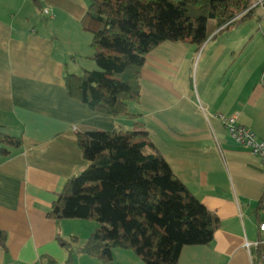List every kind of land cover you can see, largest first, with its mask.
<instances>
[{
	"label": "crops",
	"instance_id": "crops-1",
	"mask_svg": "<svg viewBox=\"0 0 264 264\" xmlns=\"http://www.w3.org/2000/svg\"><path fill=\"white\" fill-rule=\"evenodd\" d=\"M0 0V133L21 138L0 156V264H65L98 227L93 221L49 219L67 180L87 165L76 135L89 129L130 130L140 121L173 174L219 221L207 246H187L176 264H264V172L214 114L236 115L264 141V0L200 48L165 42L140 72L137 119L100 115L69 98L64 75L93 70L92 36L81 28L86 0ZM47 8L52 17L42 14ZM198 104L208 116L198 111ZM74 239V240H72ZM262 263H255L256 243ZM248 245V247H246ZM67 264H104L72 254ZM111 264H144L129 250Z\"/></svg>",
	"mask_w": 264,
	"mask_h": 264
},
{
	"label": "trees",
	"instance_id": "trees-1",
	"mask_svg": "<svg viewBox=\"0 0 264 264\" xmlns=\"http://www.w3.org/2000/svg\"><path fill=\"white\" fill-rule=\"evenodd\" d=\"M253 1L86 0L80 24L92 36L95 69L64 75L69 98L96 114L138 120L128 104L139 100L146 56L165 42L199 49L213 34L248 19L251 11L235 18ZM75 141L87 165L67 180L46 216L98 227L75 250L58 236L68 251L65 264L73 253L111 264L115 249L131 251L144 264H176L184 247L212 242L218 219L173 174L140 121L130 130L89 129ZM20 147L21 138L0 133L1 157ZM6 242L0 230L5 251ZM260 245L255 263L262 261Z\"/></svg>",
	"mask_w": 264,
	"mask_h": 264
},
{
	"label": "built area",
	"instance_id": "built-area-1",
	"mask_svg": "<svg viewBox=\"0 0 264 264\" xmlns=\"http://www.w3.org/2000/svg\"><path fill=\"white\" fill-rule=\"evenodd\" d=\"M262 2V0H258L257 4H261ZM42 14L46 17H52L47 8L42 9ZM197 107L200 113L208 116L205 108L199 104ZM212 117L224 126L226 132L236 144L247 149L252 156L258 159L260 170L264 172V141L259 139L249 128L241 125L236 115L225 116L222 114H214ZM257 229L260 234L264 235V221H261L257 225ZM262 242L263 240H259L256 245H260Z\"/></svg>",
	"mask_w": 264,
	"mask_h": 264
},
{
	"label": "rangeland",
	"instance_id": "rangeland-1",
	"mask_svg": "<svg viewBox=\"0 0 264 264\" xmlns=\"http://www.w3.org/2000/svg\"><path fill=\"white\" fill-rule=\"evenodd\" d=\"M258 3V1L256 2V4H254V5H252V6H257V5H260V4H257Z\"/></svg>",
	"mask_w": 264,
	"mask_h": 264
}]
</instances>
